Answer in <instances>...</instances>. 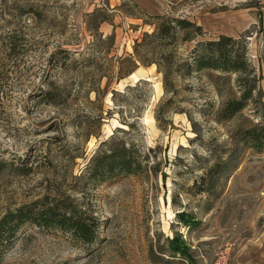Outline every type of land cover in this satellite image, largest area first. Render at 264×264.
I'll return each instance as SVG.
<instances>
[{
  "label": "rangeland",
  "instance_id": "374dc122",
  "mask_svg": "<svg viewBox=\"0 0 264 264\" xmlns=\"http://www.w3.org/2000/svg\"><path fill=\"white\" fill-rule=\"evenodd\" d=\"M137 1L0 0V219L49 196L98 224L93 245L27 224L0 264H213L229 244L230 264H264V150L243 137L264 115V0H143L148 11L138 4L204 29L191 42H158L162 64L167 49L181 64L200 41L245 37L262 79L253 102L231 118L225 105L241 96L235 73L171 72L165 85L156 64L138 62L120 78V58L154 32L145 21L157 23L134 10ZM106 5L116 44L104 53L87 16ZM113 30L100 25L104 35ZM11 33L25 46L18 58L4 43ZM61 50L71 52L65 63ZM139 69L147 75L130 81ZM47 91L60 95L58 104H48ZM122 142L145 159L144 171L91 179L92 157ZM173 238L188 255L172 251Z\"/></svg>",
  "mask_w": 264,
  "mask_h": 264
},
{
  "label": "trees",
  "instance_id": "16d2710c",
  "mask_svg": "<svg viewBox=\"0 0 264 264\" xmlns=\"http://www.w3.org/2000/svg\"><path fill=\"white\" fill-rule=\"evenodd\" d=\"M132 7L138 14L150 17L152 20H156L157 23L145 21V24L154 26V32L152 34L144 33L141 40L137 39L135 41L134 53L120 58V78L130 75L133 69L138 66V62L145 66L156 64L164 75L165 85H167V75L171 72L177 73L181 77L203 71L235 73L238 76L237 84L241 89V96L226 103L224 108L227 114L226 118L235 116L244 110L250 102H253L258 82L262 79V76L258 77L256 68L250 62L248 46L244 36L235 38L221 35L216 40L200 41L196 43L194 49L187 58L183 59L181 64L175 63L173 50L167 49L169 52L167 54L162 49L161 60L164 62L162 64L156 61L157 59L154 57L159 54L160 46L157 45L158 42L167 39V45L172 46L180 39V35H182L181 40L183 42H191L196 37L204 34L203 27L186 18H176L171 15L150 16L136 2H133ZM110 10V6L106 5L105 8H98L87 16L95 24L94 30L91 29V33L96 40L95 43L102 52L104 50V53L110 52L116 44V26L113 23V15ZM105 22H109L114 26L113 32L109 35L100 32V25ZM4 43L9 49L8 56L10 58H18L24 55L22 51L25 46L19 35L15 33L7 34ZM144 50L150 55L142 59L140 53ZM57 55H59L57 58L59 62L65 63L68 59H71L69 50H61ZM173 66L177 67L174 71H171ZM45 95L48 104H58L56 98H60V95L52 91H47ZM259 116H261V121L245 130L243 137L251 143L252 147L262 151L264 150V115ZM106 143L104 142L103 146H107ZM87 169L91 179L102 183L122 174L143 172L145 159L143 160V157L133 147L128 146L126 142H122L115 147L101 149L97 152L92 157ZM179 218L187 226H191L194 222L184 213H180ZM27 224L46 229H59L86 244L93 245L98 239V224L95 219L89 221L84 214L70 210L57 199L47 196L41 200L22 205L14 211H9L0 219V257L13 243L21 228ZM170 246L174 253L188 255L189 248L182 238H173L170 241Z\"/></svg>",
  "mask_w": 264,
  "mask_h": 264
},
{
  "label": "built area",
  "instance_id": "2783aa9c",
  "mask_svg": "<svg viewBox=\"0 0 264 264\" xmlns=\"http://www.w3.org/2000/svg\"><path fill=\"white\" fill-rule=\"evenodd\" d=\"M232 247L233 245L229 244L225 248L218 251L215 255L213 264H230Z\"/></svg>",
  "mask_w": 264,
  "mask_h": 264
},
{
  "label": "bare ground",
  "instance_id": "6f19581e",
  "mask_svg": "<svg viewBox=\"0 0 264 264\" xmlns=\"http://www.w3.org/2000/svg\"><path fill=\"white\" fill-rule=\"evenodd\" d=\"M147 75V71L139 69L130 76V81L136 82L139 78H143ZM107 135H111V131H107Z\"/></svg>",
  "mask_w": 264,
  "mask_h": 264
},
{
  "label": "crops",
  "instance_id": "0c3cea01",
  "mask_svg": "<svg viewBox=\"0 0 264 264\" xmlns=\"http://www.w3.org/2000/svg\"><path fill=\"white\" fill-rule=\"evenodd\" d=\"M140 3H141L142 5H144V6H143L144 8H146V9H144V10H147V9L150 10V7H149L150 5H149V3H145V1H143V0H138V1H137V4H140ZM143 3H144V4H143ZM139 6H140V5H139ZM140 7H141V6H140ZM141 8H142V7H141ZM142 9H143V8H142ZM148 10H147V11H148Z\"/></svg>",
  "mask_w": 264,
  "mask_h": 264
}]
</instances>
